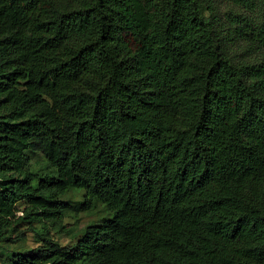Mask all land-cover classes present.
<instances>
[{
	"label": "trees",
	"instance_id": "obj_1",
	"mask_svg": "<svg viewBox=\"0 0 264 264\" xmlns=\"http://www.w3.org/2000/svg\"><path fill=\"white\" fill-rule=\"evenodd\" d=\"M0 264H264V0H0Z\"/></svg>",
	"mask_w": 264,
	"mask_h": 264
},
{
	"label": "rangeland",
	"instance_id": "obj_2",
	"mask_svg": "<svg viewBox=\"0 0 264 264\" xmlns=\"http://www.w3.org/2000/svg\"><path fill=\"white\" fill-rule=\"evenodd\" d=\"M43 160L40 156H34V161ZM83 192H69L64 198L72 202L81 201L83 199ZM108 217V212L105 208L99 204L92 213H71L65 220L64 225L66 226L62 233H53L52 236L56 242L61 245H70L78 241L81 237L83 230L93 224L102 223L104 219ZM36 243L32 234H28L25 242L17 245L9 246L10 249H20L23 247H35Z\"/></svg>",
	"mask_w": 264,
	"mask_h": 264
}]
</instances>
